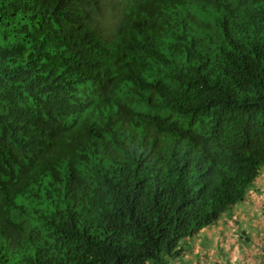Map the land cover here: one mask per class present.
I'll use <instances>...</instances> for the list:
<instances>
[{"label":"trees","instance_id":"obj_1","mask_svg":"<svg viewBox=\"0 0 264 264\" xmlns=\"http://www.w3.org/2000/svg\"><path fill=\"white\" fill-rule=\"evenodd\" d=\"M263 168L264 0H0V264H197Z\"/></svg>","mask_w":264,"mask_h":264},{"label":"rangeland","instance_id":"obj_2","mask_svg":"<svg viewBox=\"0 0 264 264\" xmlns=\"http://www.w3.org/2000/svg\"><path fill=\"white\" fill-rule=\"evenodd\" d=\"M252 194H254V193L248 194L249 195L248 197L250 200L255 197ZM261 210L263 211V214L259 215V218H261V216L264 215V210L263 209H261ZM252 215L253 214L252 213L249 214V211H248V212L241 214L238 217L242 218L243 221H245V220L247 221V220L251 219ZM229 217H231V216H229ZM235 218L236 217H234L232 221H234ZM262 220L263 219H255L254 218L253 223L248 224V225H244L243 221L241 219L239 220L241 223H243V226L239 227V231L241 232L242 230H244L247 233V235H249L250 242H253V244L254 243L257 244V249H255V250L252 249L251 251L248 250V252L245 253L246 255H244L245 258L243 257L242 252H238V245H235V244H238V243H239V245H243V244H242V242H237L236 238H234L233 240L230 239L227 242H221V241L214 240V238L212 237L213 233L222 235L221 233L216 232V231H221L223 233V236L227 237L229 235H234L235 230L225 232V231H223V229H219V230L209 232V233H206V231H203L202 234L200 235V238H201L200 240H202V242H203V238L209 240V242H204L205 243L204 244L205 249L206 250L208 249V251L206 252L205 259L199 258V261H197V264H211V263H213V264H254L252 261V257H254L253 260L256 263H259L260 260L255 259V256H253V255L256 254V256H258V255L261 256L262 255L261 253H263V252H260V250H261V246H263V243H264V233L261 234L262 229H264V228H262V225L259 226L258 228H256V226H253V224L255 223V221H259V223L262 222V224L264 225V220L263 221ZM248 222L249 221H247V223ZM228 232H230V233H228ZM263 232H264V230H263ZM210 234H212V236H210ZM225 240H226V238H225ZM258 243H259V245H258ZM250 248H251V246H250ZM193 253L195 254V252H193ZM193 257L192 256L190 257V262H191L190 264H196V258L194 259ZM202 257H204V256H202Z\"/></svg>","mask_w":264,"mask_h":264},{"label":"crops","instance_id":"obj_3","mask_svg":"<svg viewBox=\"0 0 264 264\" xmlns=\"http://www.w3.org/2000/svg\"><path fill=\"white\" fill-rule=\"evenodd\" d=\"M251 193H254V194H252V195L255 196L253 199L250 200L249 197H248L249 195H248L243 202H241L239 205H237L234 208V211L232 212V215L230 217L232 220H233L234 217H236L234 221H232L227 216L226 217H222L217 222L216 227H214V228L212 227L210 229H207L206 233L213 232V231H216V230H219V229H223V231H225V232L226 231H234V228H237V226L238 227L243 226V223H244V225H248V224L253 223V219L254 218L255 219H263L264 220V215L261 216V218H259V215L263 214V211L261 209L264 210V169H263V173H261V175L255 181L254 189L251 191ZM248 211H249V214L252 213L253 215H252L251 219L247 220V221H249L247 223L246 220L243 221V219L238 217V216H240L241 214H243L245 212H248ZM240 219L243 221V223H241L239 221ZM261 225H262V228H264V225L262 224V222L259 223V221H255V223L253 224V226H256V228H258ZM263 230L264 229H262L261 234L264 233ZM228 233H230V232H228ZM241 233L247 234L244 230H242ZM210 236H212V234H210ZM212 237L214 238V240L221 241V242H227L228 240H230V239L233 240L235 238L234 235H229L227 237H224L223 235H219V234L215 235V236L213 235ZM225 238H226V240H225ZM250 243H251L250 244L251 248H250L249 245H246V244H243V245H239V243L235 244V245H238V252H242V255H243L244 258H245L244 255H246L245 253L248 252V250L251 251L252 249H254V250L257 249V244H255V243L253 244V242H250ZM258 245H259V243H258ZM261 247H263V246H261Z\"/></svg>","mask_w":264,"mask_h":264},{"label":"clouds","instance_id":"obj_4","mask_svg":"<svg viewBox=\"0 0 264 264\" xmlns=\"http://www.w3.org/2000/svg\"><path fill=\"white\" fill-rule=\"evenodd\" d=\"M264 169V168H263ZM262 173H263V171H262ZM257 180V179H256ZM251 193V192H250Z\"/></svg>","mask_w":264,"mask_h":264}]
</instances>
